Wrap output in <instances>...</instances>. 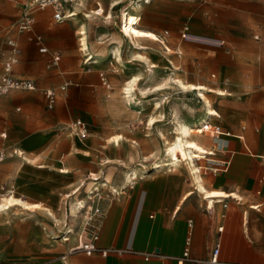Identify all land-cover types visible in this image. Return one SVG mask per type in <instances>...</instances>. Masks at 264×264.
<instances>
[{"label":"crops","instance_id":"0c3cea01","mask_svg":"<svg viewBox=\"0 0 264 264\" xmlns=\"http://www.w3.org/2000/svg\"><path fill=\"white\" fill-rule=\"evenodd\" d=\"M31 1L8 3L0 0V74L3 64L11 56V48L7 43L14 40L18 44L19 54L12 68V76L32 80L36 85V92L32 91L35 92L32 96L39 97L41 91L53 88L62 89L60 107L63 111L59 123L69 124L71 117L77 115L88 123L89 132L86 139L77 138V141L60 135L55 144L46 134L38 136L36 140L43 141L45 150L35 161H46L44 154L47 149L55 152V159L52 160L69 171L59 170L58 178H53L55 184L51 191L55 195L60 194L77 184L67 195L72 197L70 202L78 198L83 182L92 184L90 180L105 176L115 181L116 187H111L110 192L119 195L97 204L100 214L96 223L89 233L82 234L75 242L77 245L89 242L94 232H97L99 236L95 245L98 249L109 250L106 256L100 253L87 256L79 250L71 251L77 245L68 249L70 244L60 239L62 234L68 235L63 232L67 226L65 215L58 217L57 224L47 218L55 225L49 228L52 234L42 225L36 226L33 234L24 237H19L18 232L14 234L13 220L3 218L0 219V264H210L207 261L215 246H218L215 264H264V0H243L259 6V14L245 15L248 19L259 18L263 28L259 31L261 39L258 46L249 43V46L261 50V60L257 66L260 75L254 78L251 66L250 75L246 74L244 81L239 82L260 85L261 103L250 105L251 110L248 107L245 110L230 107L224 119L214 109L220 115L218 120L222 119L221 126L218 125L221 135L205 138L202 125L204 133L198 139V144L206 154L193 162L199 169L198 174L192 171L193 163L190 160L184 162L187 169L177 168L180 165L157 169L164 158L157 156L153 146V150L149 149L148 156L143 158V163L153 161L156 168H148L142 175L133 170L131 175L135 179L132 184L126 183L130 174L120 184V171L115 177L114 170L109 166L120 163L127 167L135 165L139 162L141 148L136 147L137 141L134 142L136 146L123 145L120 140L118 144L113 142L112 137L120 136L122 129L113 121L107 109L96 104L103 95L97 88L102 75L109 71V55L114 54L116 49L120 52V44L113 46L110 42L111 33L103 29L102 22L105 24L113 18L117 19L113 13L119 11L120 0L106 2L104 14L101 13L104 5L98 0H69L74 5L68 9L67 16H70L62 22L54 20V12L52 15L41 13L39 18H35L32 13V31L20 36L13 30L17 32L15 24L25 5ZM12 4H18L20 8H14ZM13 15H16V19ZM14 19L16 21L10 26ZM82 29L85 30L88 52L100 60L98 64H86L85 56L79 53L78 31ZM36 36L41 37V46L46 48L47 55L39 52L40 47L33 40ZM259 36L255 38L259 39ZM131 41L132 44L137 43ZM133 49L137 50L135 47ZM52 55L61 58L46 70L48 75L42 80L45 62ZM252 57L250 55L249 59ZM6 96L0 97V122L5 118V126L0 130V135H5L3 139L0 138V156L3 155L0 157V167L5 170V179L10 175L7 170L14 164L5 161L6 130L19 135L15 153L19 149L26 151L34 144L29 139L31 135L26 136L29 130L23 124L24 120L16 121L11 116L12 98ZM5 110L9 111L8 116ZM252 113L258 115L253 116ZM7 121H10V125ZM202 123L206 122L203 120ZM155 125L147 129L151 131ZM138 137L141 142L140 135ZM143 137L147 139L151 136L144 134ZM201 160H205L206 164L203 171L198 165ZM45 172L41 170L35 175L46 178ZM198 178L202 181L204 191L198 188ZM99 186L104 187L106 184ZM96 189L99 190V187ZM49 235L56 239L52 249L46 244ZM185 250L188 251L186 259L183 258Z\"/></svg>","mask_w":264,"mask_h":264},{"label":"rangeland","instance_id":"374dc122","mask_svg":"<svg viewBox=\"0 0 264 264\" xmlns=\"http://www.w3.org/2000/svg\"><path fill=\"white\" fill-rule=\"evenodd\" d=\"M98 1L104 5L101 10V13L104 14L105 7H107L106 2L109 0ZM133 1L137 0H120L119 11L114 10L117 12L113 13L114 16L117 15V19L113 18L105 24L102 22L103 29L111 33L110 42L113 43V46L120 44V58L124 64L120 63V65L115 54L110 53L111 64L107 61L110 66L109 71L104 73L106 84L103 85L100 81V86L97 88V91L103 95L96 102L100 107L107 109L113 121L120 125L122 132L125 131V133L120 132V136L112 137L111 140L120 137V142H123V145L130 144V146L137 141V146H134L141 148L139 162L135 165L127 167L120 163L121 166H109L111 170H114L115 177L120 171V184L133 170L142 175L148 168L155 167L153 161L143 163V158L148 156L149 149L153 150L151 147L156 148L154 151L157 152L159 158H164V143L158 135L159 132H163L166 138L170 140L176 132L177 122L193 127L200 125L207 115L203 101L197 97V92H183L170 82V78L179 79L183 83L203 85L207 88L226 92L225 96L206 94L211 101L212 109H216L222 115V119L228 115L230 107L242 110L248 107L251 110L250 105H259L262 99L260 85L239 83L241 80L244 81L243 78L246 74L250 75L249 67L251 66L254 78L260 75V69L257 66L261 60V50L249 46V43L252 42L253 46H258L257 44L260 43L259 31L263 28L262 22L257 17L248 19L245 15L247 13L259 14L261 12L259 6L248 4L243 0H150L146 4L142 2V7L138 11L130 13L140 18L137 28L152 33L155 39L135 38L134 40L144 48L134 50L133 47L137 48V46L120 32L124 25V11H129ZM67 2L64 0L57 1V5L66 14H68V9H71V5H74L69 3L70 1ZM12 6L17 9L20 8L18 4H12ZM53 12L54 5L44 9L34 8L32 10L35 18H39L41 13H51L52 15ZM13 16L16 19V15ZM100 16L98 17L101 18ZM15 19L10 26L14 24ZM13 32L20 36L25 34L17 33L18 31L15 32L14 30ZM256 35L259 36V39L255 38ZM136 52L142 55L149 64L155 65L152 68V73H150L148 63H145L144 60H142L143 62L133 61V55ZM79 53L83 54L80 51ZM41 54L47 55V53ZM250 55L253 56L251 60L249 59ZM52 56H49V60L45 62V69L41 74L42 80H45L46 75H48L45 73L46 70L52 68L50 62ZM98 61L100 62V60ZM138 74L142 78L133 88V96L129 106L123 94V87L130 77ZM53 90L56 93V101L52 109L47 107L45 91H41L39 97L32 96L36 91L31 93L18 92L6 96V98H12L11 116H14L16 121L24 120L23 124H26L29 130L26 136L31 135L29 139L34 144L26 151L19 149L15 153L17 149L15 145L19 140V135L16 133L13 135L11 130H6L8 139L4 150V154H7L5 161H11L14 164L10 168L11 170H7L10 173L7 179L4 178L5 170L0 167V200L2 197L12 196L22 200L25 206L17 205L7 211H0V219L13 220L14 234L18 232L19 237H24L27 234L28 236L33 234L36 231V226L42 225L52 234V230L49 228L54 227L53 224L59 222V216L65 215L67 226L63 232H68L67 229H71L73 232L68 235L62 234L60 239L68 237L69 241L65 243L70 244L67 246L68 249H72L77 245L75 242L78 241V238L84 233H89L92 228L86 224L85 212H89L92 207L98 208L99 202L108 201L119 194L110 192V188L116 186H114L115 181L111 180L109 176L101 177L99 180H90L93 182L92 184L83 182V188L78 193L79 196L77 194L78 198H74L71 202L72 197L67 195L77 184L64 189L60 194L55 195L51 191L55 184L53 178H58L59 170H69L55 164V160H52L55 159V152L49 149L44 154L46 161H35L38 159V155L45 150L43 141L36 140L37 137L46 134L47 137L52 138L54 144L59 140L58 136L60 135L71 141H77V137L69 132L68 126L78 120L88 129V123L77 115L71 117L69 124L59 123L61 111H63L60 107V93L63 91L55 88ZM251 94L253 95L251 96ZM157 106L160 108L157 109ZM6 112L8 116L9 111ZM256 114L258 115V113H252L253 116ZM150 117H157L158 120L156 127L151 131L147 129L149 128L147 120ZM219 118V114L217 117L212 116L209 124L213 127L215 125L221 126L222 119L218 120ZM4 120L5 118L0 122V130L5 126ZM15 120L13 122H16ZM216 120L218 121L213 122ZM7 124L10 125V121H7ZM87 129L84 139L89 134ZM203 133L202 128L197 130V138H202L201 134ZM144 134L151 137L143 139ZM139 135L142 139L141 142L138 140ZM204 136L208 139L210 134L205 133ZM20 150L22 155L19 154ZM126 151L129 153V150ZM215 152L219 154L217 151ZM198 165L202 167L201 171H203L206 167L205 160L198 162ZM177 168L187 169L188 167L183 162ZM41 170H46V178L35 175ZM104 183L106 186H99V184L103 185ZM96 187H99V190ZM95 191H98L100 199L97 200L98 197H95L93 204L87 207V196L93 195ZM82 200L86 204V208L77 211V218H71L70 204ZM45 209H50L57 220L51 219L46 214ZM54 241H56L54 236H47L46 244L49 249H52Z\"/></svg>","mask_w":264,"mask_h":264},{"label":"bare ground","instance_id":"6f19581e","mask_svg":"<svg viewBox=\"0 0 264 264\" xmlns=\"http://www.w3.org/2000/svg\"><path fill=\"white\" fill-rule=\"evenodd\" d=\"M64 1H69V0H64ZM142 2H144L146 4V3H149L150 0H137L132 4V7L129 9L128 12L124 11L125 12L123 15L124 25H123V28H121L120 32L123 34V36L129 38L130 40H134L135 38L136 39H144V40L145 39H151V40L155 39V36L152 33L148 32V31L139 30L137 28V26L140 22V18H139V16L132 15L130 13V12L138 11L142 7L141 6ZM69 16H66V17H69ZM86 16H88V15H86ZM84 32H85V30L83 31V29H82L78 33L80 36V38H79L80 52H82L83 55L85 56L86 62L87 63L90 62L88 64H98L99 61L97 60V58H93L92 55L89 54V52H88V48H87L88 44H86L87 40H86ZM134 45L137 46V48H135L137 50H141L144 48V47L140 46L138 43H134ZM114 54H115V58H116L117 62L119 64L120 63L124 64L121 61L120 52L118 49H116ZM133 59H134L133 61L143 62L142 60H144L145 63H148L146 61V59H144V57L142 55L138 54L137 52H136V54L133 55ZM154 66L148 63V68L150 69V73H152V68ZM141 78L142 77H140L139 74L134 75V76L130 77V79L125 83V86L123 87V94H124L126 101L129 103L128 104L129 106L131 105V97L133 96V88L141 81ZM169 80L171 83L175 84L179 89H181L183 92H197V97H199L203 101V104H204V107L206 110V114H207L205 119H204V122L209 123L212 119V116L213 117L218 116L216 111L214 109H212L211 101L209 100L208 96H206V94L212 93L213 95L216 94L218 96H225V93L223 91L207 88L203 85L183 83L181 80L175 79V78H170ZM157 108H158V106H157ZM157 122H158L157 117H150L147 120V126L149 128H152L154 126V124ZM203 124H205V123H200V125H196V126L192 127V126L183 125V124L177 122L176 128H175L176 132L173 134V137L170 140H168L166 138V136L163 132H159L158 135L163 140V143H164V150H163L164 160L161 161V163H160V165H158L159 167L157 169H159L160 167H166V166H170V165L177 166V165H180V163L185 162L186 160H190L193 163L194 160L203 158V155L206 154V151L204 150V148H202L198 144V138L196 135L197 130L202 128ZM119 140H120V137L113 138V142H115L116 144H118ZM19 154L21 155L23 153L19 152ZM24 159H25V157H24ZM192 167H193L192 171H194V173L198 174L199 169L194 165V163H193ZM132 175L130 174L127 177L126 183L132 184L133 180L135 179ZM199 178H198V185H199L198 188H199V190L204 191L203 185L201 183L202 181L200 182ZM90 199H91V197H90ZM17 205H24L25 206V203L22 200L17 199V198L12 197V196L11 197L10 196L9 197H2V199L0 200V211L1 212L7 211L10 208L17 206ZM85 208H86V204L84 203V201H80L78 203H71L70 204V217L71 218H77L76 217L77 211L84 210ZM45 212L48 216H50L51 219H53L55 221L57 220L54 213L51 212L50 209H45ZM72 232H73V230L69 229V231L67 233L69 234ZM62 240L65 242L68 241L67 238H63Z\"/></svg>","mask_w":264,"mask_h":264},{"label":"built area","instance_id":"2783aa9c","mask_svg":"<svg viewBox=\"0 0 264 264\" xmlns=\"http://www.w3.org/2000/svg\"><path fill=\"white\" fill-rule=\"evenodd\" d=\"M5 2L12 3V2H18V1H26V0H4ZM58 0H32L31 2L27 3L25 5L21 15L18 18V21L16 22V28L17 31L21 33H29L32 31L33 25H34V18L32 17V10L34 8L37 9H44L47 6L54 5V14L53 18L56 22H62L64 19H66V16L68 14H65L62 10V8L57 5ZM36 45H38L39 51L41 53H46L47 50L42 45V39L39 36H36L33 38ZM8 46L11 48V56L10 58L3 64V72L0 74V97L6 96L12 92H32L36 90V85L32 80L29 79H19L12 76V68L17 63L18 54H19V48L18 44L14 40L8 41ZM58 55H53L51 58L52 64H57L59 62ZM101 82L103 85L106 84L105 78L102 75ZM45 98L47 107L49 109H52L55 105L56 101V93L54 90H45ZM68 130L72 135H75V137L79 139H84L86 137V129L84 124L78 120L74 122L72 125L68 126ZM203 131L205 133H209L210 137H217L221 135V130L218 126H212L209 123H205L203 126ZM5 135L1 134L0 138H4ZM95 194V195H94ZM93 195L87 196V207L91 204H93L95 197H98L97 200L100 199L98 191H95ZM91 197V199H90ZM90 205V206H91ZM89 206V207H90ZM88 213V214H87ZM85 212L86 214V224L90 227L94 226L96 223V219L99 217L100 211L98 208L92 207V209L89 212ZM91 240L89 242H80L75 248H73L71 251L79 250L82 252H85L87 256H90L95 253H100L101 256H106L109 252V250H101L98 249L95 245V242L99 235H97V232L93 234ZM218 253V246H215L212 250V256L210 259H208L207 262L210 264H215L217 262L216 256ZM188 257V251L185 250L183 253V258Z\"/></svg>","mask_w":264,"mask_h":264}]
</instances>
